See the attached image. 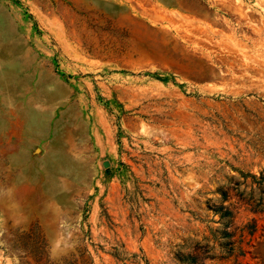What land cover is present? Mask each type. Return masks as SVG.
Masks as SVG:
<instances>
[{"label":"rangeland","instance_id":"rangeland-1","mask_svg":"<svg viewBox=\"0 0 264 264\" xmlns=\"http://www.w3.org/2000/svg\"><path fill=\"white\" fill-rule=\"evenodd\" d=\"M0 264H264V0H0Z\"/></svg>","mask_w":264,"mask_h":264},{"label":"trees","instance_id":"trees-1","mask_svg":"<svg viewBox=\"0 0 264 264\" xmlns=\"http://www.w3.org/2000/svg\"><path fill=\"white\" fill-rule=\"evenodd\" d=\"M219 208H221V206ZM222 213H223V215H227L228 214V211L223 210Z\"/></svg>","mask_w":264,"mask_h":264}]
</instances>
